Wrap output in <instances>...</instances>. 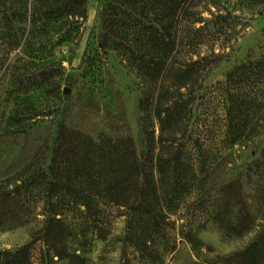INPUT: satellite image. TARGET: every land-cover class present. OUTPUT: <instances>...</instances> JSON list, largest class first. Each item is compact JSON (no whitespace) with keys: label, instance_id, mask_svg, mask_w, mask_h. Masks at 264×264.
<instances>
[{"label":"rangeland","instance_id":"rangeland-1","mask_svg":"<svg viewBox=\"0 0 264 264\" xmlns=\"http://www.w3.org/2000/svg\"><path fill=\"white\" fill-rule=\"evenodd\" d=\"M104 5L105 0H89L87 19L77 38L56 48L48 36L38 34L34 46L27 49L25 32L21 46L9 59L21 68L19 80L24 82L22 74L38 76L62 62L63 74L53 84L62 98L47 93L52 79L46 87L27 84L20 98L11 101L8 114L17 115L20 131L16 141L0 143V178L23 168L44 141L50 142L49 161L57 124L63 119L93 136L123 133L126 124L138 155L147 150L140 102L148 93L155 97L157 90L150 93L144 79L126 67L127 57L101 47ZM192 12V19L181 22L175 60L180 67L193 62L206 69L218 67L205 83L202 79L193 82L195 88L200 87L201 96L190 102L186 114V157L195 169L210 172L209 187L227 183L229 194L238 187L251 211L258 214L264 210V0H194ZM206 57L211 61L204 62ZM68 86L70 101L64 94ZM54 109L57 115H53ZM151 119L157 134V122ZM37 198L35 191L27 194L25 212L21 213L25 219L0 230V251L29 245L32 264H71L65 257L74 252L87 264H124L126 260L129 264H152L142 259L134 246L124 243L125 210L102 204L66 214L71 237L58 246L63 252L60 258L52 249L57 248L53 246L56 243H44L43 225L34 219L40 212ZM238 203L233 198L228 204L236 209ZM218 205L194 190L176 210L168 212V238L158 241L160 256L153 264H190L194 257L183 238L186 233L195 234L212 248L201 257L207 262L242 250L255 231L242 238H226L214 221ZM42 219L38 215V220ZM99 227L101 233L96 232ZM100 234L106 235V240L100 239Z\"/></svg>","mask_w":264,"mask_h":264},{"label":"trees","instance_id":"trees-1","mask_svg":"<svg viewBox=\"0 0 264 264\" xmlns=\"http://www.w3.org/2000/svg\"><path fill=\"white\" fill-rule=\"evenodd\" d=\"M88 2L0 0V143L19 137L20 120L8 112L11 101L20 98L27 84L46 87L53 79L47 93L62 98L60 89L53 85L63 74L62 62L59 67L45 68L38 76L22 74L25 80H19L21 68L9 59L21 46L25 32L27 49L34 46L38 34L48 36L53 48L71 42L87 19ZM193 2L105 0L101 47L127 57L126 67L144 79L150 93L154 88L157 90L155 97L148 93L140 102V123L147 150L138 155L126 124L123 133L118 131L119 134L111 136L101 132L93 136L75 129L66 119L61 120L49 161L50 142L44 141L23 168L0 178V230L25 219L21 214L25 212L24 198L35 191L40 212L34 219L43 225L40 233L44 243L54 241L57 248L52 249L63 258L58 246L71 237L66 214L99 204L114 205L123 208L127 217L124 243L134 246L142 259L153 264L160 256L158 241L168 238L166 227L170 221L166 214L176 210L196 190L205 194L206 200L219 202L214 221L226 238H242L254 231L255 235L242 250L207 262L201 257L212 248L195 234L186 233L183 238L191 245L194 257L190 264H264V210L258 214L251 211L238 187L230 194L227 190L231 186L227 183L209 187L210 172L195 169L186 157L183 129L186 114L190 102L201 96L200 87L195 88L193 82L202 79L205 83L218 67L206 69L196 62L180 67L175 60L180 25L183 20L192 19ZM208 60L211 61L208 57L203 59ZM64 94L65 100L70 101L71 86ZM53 111L57 115L58 110ZM151 118L157 122V134ZM233 198L239 201L236 209L228 204ZM38 215L43 219L38 220ZM101 231L100 227L96 229L98 233ZM98 237L106 240V235ZM65 258L71 264H87L75 252ZM31 259L29 245L0 251V264H32ZM124 264L129 262L126 260Z\"/></svg>","mask_w":264,"mask_h":264}]
</instances>
